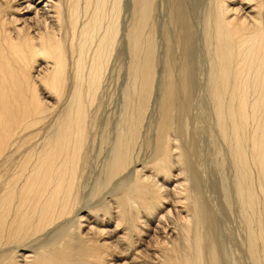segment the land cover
<instances>
[{
  "label": "bare ground",
  "instance_id": "bare-ground-1",
  "mask_svg": "<svg viewBox=\"0 0 264 264\" xmlns=\"http://www.w3.org/2000/svg\"><path fill=\"white\" fill-rule=\"evenodd\" d=\"M134 1L133 21L122 33L121 0H0V264H111L115 257L116 262L125 259L123 264H146V253L138 251L129 261L123 252L139 211L157 212L163 202L177 211L184 246L158 238L157 231L149 259H158L154 264H225L229 254L223 256L222 249L233 240L222 248L231 235L222 237L226 229L220 232L215 215L228 216V210L222 212L227 194H235L247 223L252 257L257 261L260 251L264 264V0H176L178 38L186 51L178 69L165 63L164 51L158 55L155 0ZM201 6L205 10L196 27L191 19ZM121 64L127 78L120 81ZM115 74L120 87L115 88L124 91L125 100L120 117L110 122L109 108L101 107ZM155 89L159 111L153 116ZM176 109L181 116L177 111L174 116ZM211 128L224 143V159L232 162L234 173L233 188L230 180L227 188L210 179L208 198L198 162L208 157L206 150L215 152L205 139ZM149 129L155 131L157 151L144 157L140 150L151 140L145 137ZM169 147L177 169L165 178L173 162ZM104 149L111 150L102 160ZM164 179H174V189ZM92 181L111 192L117 210L108 217L98 204H89L90 209L80 204ZM170 212L158 218L169 219Z\"/></svg>",
  "mask_w": 264,
  "mask_h": 264
},
{
  "label": "rangeland",
  "instance_id": "rangeland-1",
  "mask_svg": "<svg viewBox=\"0 0 264 264\" xmlns=\"http://www.w3.org/2000/svg\"><path fill=\"white\" fill-rule=\"evenodd\" d=\"M121 2H122V6H123V8H122V12H121V15H120V19H119V24H120V31L123 33V28H125V29H127L128 27H129V25L131 24V22L133 21L132 19V16H131V14H132V10H133V7L132 6H134V0H121ZM133 2V3H132ZM204 2V0L202 1V3ZM131 3V5L129 6V4ZM159 5V6H158ZM175 5H176V0H155V4H154V7H155V10L153 11V16H154V19H155V21H156V23H157V29L158 30H156V37H157V40H158V50H159V48H160V50L159 51H157L158 52V55L160 54L159 52H163L162 54H165V56H164V61H165V63L168 65L169 63H170V61H171V63H170V65L171 64H173L174 65V67L173 68H175V69H178V67H179V65H181L180 67H182V61H183V55H184V53H186V51L185 52H183V46L182 45H180V43H179V38H178V36H179V31H178V27H177V24H176V21H175V16H174V8H175ZM36 6V5H35ZM159 7V8H158ZM201 7H203V6H201ZM158 8V9H157ZM198 8H199V6H198ZM205 7H203V8H200V9H202L200 12H199V14H194V12H193V19H191V21H192V24L193 25H195L196 27H197V24L199 23V20H200V13L201 12H203L205 9H204ZM158 11H157V10ZM199 10V9H198ZM159 12V13H158ZM27 15H32V12L31 11H29V12H25ZM158 13V14H157ZM130 15V16H129ZM157 15V16H156ZM156 16V17H155ZM129 17H131V18H129ZM127 20V21H126ZM158 21V22H157ZM127 26V27H126ZM158 31V32H157ZM120 32V37H121V35H122V33ZM121 39H122V37H121ZM160 39V40H159ZM171 39H173V42L171 41ZM176 39V40H175ZM122 42H125V43H123L122 44V47H124V48H126V46H127V41L125 40V39H123L122 40ZM121 41H120V43H122ZM163 43V44H162ZM174 43H176V44H174ZM125 44V45H124ZM170 44H173V45H175V46H172L171 47V49H170V52H169V50L167 51V48L169 47V45ZM180 45V46H179ZM182 47V48H181ZM181 49V50H180ZM167 52H166V51ZM128 51H127V49L126 50H124V55H125V53H126V56H125V58H122L124 61L125 60H127V61H123L124 62V64H125V66H127L126 64V62H130V57H128L129 56V54L127 53ZM168 52H169V54H168ZM182 53H183V55H182ZM166 54H167V56H169V57H167L166 56ZM124 55H123V57H124ZM170 58L171 57V59L173 58V60H170V59H168L167 60V58ZM181 58H183L182 60H181ZM200 61H201V59H200ZM128 62V63H129ZM175 63V64H174ZM160 65H161V63L159 64V67H160ZM170 65H169V67H170ZM125 66H122V64H121V71H120V77H122V76H124V73L126 72V68H125ZM178 66V67H177ZM159 68H157V70H158ZM157 72V71H156ZM201 73H202V67H201V71H200ZM35 73L37 74V72L35 71ZM156 75V78H158V73L157 74H155ZM117 76H119V75H116L115 74V79H114V82H113V85L111 86V88L110 89H107L104 93H103V99H104V106H102L101 108H103V107H107V108H109L108 110L110 111H108L110 114H109V121L111 122V121H113L114 119L116 120V119H118L119 117H120V115H121V109L119 108V106L121 107V105L123 104L122 102H124V100H125V98L123 97V94H122V91L123 90H121V89H118V88H120V87H118V84H116V81H117ZM123 78H127V77H122V78H120L119 80L121 81V79H123ZM158 80H159V78H158ZM115 83V84H114ZM118 87V88H115L116 86ZM157 89V88H156ZM156 89L155 90H153V93L151 94V102H150V104L151 105H153L154 104V106H150V111L149 112H151L152 111V114H153V116H155V115H157L158 114V109H159V107L157 108V106L155 105V99L157 98H155V95L157 94V92L158 91H156ZM119 91V92H118ZM155 91H156V93H155ZM44 92H45V90H44ZM120 92H121V94H120ZM124 92V91H123ZM121 95V96H120ZM156 96H158V94L156 95ZM122 97V98H121ZM51 98V97H50ZM120 100H122L121 102H119ZM107 103V104H106ZM153 107H155V109L153 108ZM118 108V109H117ZM100 111H102V110H100ZM179 112V113H177L178 114V117L179 116H181L180 114H181V112L180 111H178L177 109L174 111V116H177V114L175 113V112ZM154 112V113H153ZM156 113V114H155ZM115 114V115H114ZM99 115H101V114H99ZM208 116V115H207ZM206 116V117H207ZM118 117V118H117ZM112 119V120H111ZM208 121V120H207ZM206 123H208V122H206ZM200 125V124H199ZM211 126V125H210ZM200 127V126H199ZM210 129V128H209ZM150 130L151 129H149V131H146V132H149L148 134H147V136H148V138H147V136H145L146 137V140L148 139V140H150V142H149V146L147 145V146H144L143 147V149L142 150H140V154H141V156H142V154H143V156L145 157L146 155H147V157H148V155H154V153H156V151H157V149H156V146H155V142H154V135H155V131L153 132V130H151V132H150ZM110 131L111 132H113V129H112V127L110 126ZM210 132H206L205 133V139H206V143L208 142V143H210L211 145H214V146H212V147H214V148H211L212 150L213 149H215V152H214V150L212 151V152H210V149H209V152H208V150H206L205 152H207L208 154H204L203 156H208V157H204V159H202V160H199V162H198V164L201 162L202 163V165H201V163H200V170H206V172L204 171H201V174H203L205 177H203V175H201V178H202V180L204 181V183L205 184H207V185H205V187H203V189H206V186H207V188L208 189H206V190H204L205 191V195H206V197H208V198H210L211 196H210V194H211V189L212 188H210L211 186L210 185H208V182H209V180L210 179H219L220 181H221V183H222V185H225L227 188L229 187V184H228V182L229 181H227V180H230V186H232V188H233V185H232V183H233V173H234V169H233V166H231V161L229 160V159H226V158H228L227 156H225V150L223 151V148L225 147V145H224V143H222L221 144V139H219V138H217V137H219L218 136V134L216 133V129H212L211 128V130H209ZM114 133H115V131H114ZM153 133H154V135H153ZM151 134H152V136H151ZM208 134H210L211 136H210V138H211V141H209L210 140V138H209V135ZM151 136V137H150ZM150 137V138H149ZM215 137H216V140H215ZM153 138V139H152ZM183 139H185V138H183ZM181 137H180V141H181V143L182 144H184V140H183ZM218 139V140H217ZM90 140H91V135H89V140H88V145L89 144H91V142H90ZM142 140H145V138L142 136ZM147 140V141H148ZM221 140V141H220ZM151 141L153 142V144L151 143ZM218 141V142H217ZM90 142V143H89ZM214 142H215V144H214ZM219 142H220V144H219ZM151 143V144H150ZM217 143H218V145H217ZM143 144V143H142ZM152 145H154V147L152 146ZM150 146H152V147H150ZM219 146V147H218ZM224 146V147H223ZM202 147H205L204 145H202ZM92 148H96L95 146H92ZM154 148V149H153ZM153 149V150H152ZM226 149V148H225ZM111 149H104V150H102V154H101V158H102V160H103V158H104V156H105V154L106 153H109L108 151H110ZM154 150H155V152H154ZM169 151H171V156L173 157L174 156V158L172 159V157L170 158L169 157V159H171V160H173V162H172V165L174 166V167H176V168H174L172 165L167 169V171H166V174H167V177L166 176H164L165 178H170V175H171V173H174L175 171H176V169H177V166H175L174 164H176V161H174L175 160V155H173L172 154V150H171V148L169 147V149H168ZM217 150V151H216ZM97 152V150H94V152ZM201 151V150H200ZM202 152V151H201ZM221 152H222V154H221ZM213 153H214V155H213ZM219 153H220V155H219ZM95 154V153H94ZM211 155H213V157L211 156ZM209 156L210 157H212L213 159H212V161H214V162H211V158L209 159ZM218 156L219 157H221V159H220V161H221V164H223V168L221 167V164L219 163L220 161L219 160H217L218 159ZM224 157H226L225 159H224ZM203 158V157H202ZM205 159H207V160H205ZM210 160V162H209V160ZM101 160V161H102ZM203 160H204V162H203ZM210 163H212L213 165L215 164L216 166H213V165H210ZM97 164V163H96ZM136 164H138V163H136ZM227 164H230V165H227ZM201 166H203V168L201 167ZM205 166V167H204ZM226 166V167H225ZM207 167V168H206ZM215 170H214V169ZM216 168H217V170H216ZM220 169H221V171H220ZM230 169H232V170H230ZM86 170H87V168H86ZM92 170H94V168H92ZM149 170V171H148ZM175 170V171H174ZM100 171H101V168H100ZM146 173H148V172H150V168H147L146 169ZM171 173H170V172ZM89 172V168H88V170H87V173ZM221 172V173H220ZM176 173V172H175ZM208 173H210V174H208ZM230 173V174H229ZM149 174V173H148ZM228 174V175H227ZM162 175V174H161ZM160 175V176H161ZM207 175V176H206ZM230 175V176H229ZM160 176L158 177V179L160 180ZM209 176H211L210 178H209ZM220 178H219V177ZM252 176H253V178H254V180L255 181H258V173H257V171L256 170H254L253 172H252ZM129 176H127L126 177V179H125V181L127 180V178H128ZM209 178V179H208ZM226 179V180H225ZM208 180V181H207ZM164 181V183L168 186V185H170L171 186V188H173V185H175V183L173 182L174 181V179H164V180H162L161 182H163ZM117 182V180H115L114 181V184ZM192 182V181H191ZM171 183H172V185H171ZM111 186V185H110ZM109 186V187H110ZM175 187V186H174ZM85 189V190H84ZM83 190V192H82V199L80 198V204L82 205V206H88L86 209H90L91 207H89L90 205L89 204H91V206H95V205H97L98 204V206H100V207H98L99 209H104L105 211H107V212H104L105 214H106V217H108L110 214H111V211H114V210H117L116 209V207L114 206V204L112 203V199H111V190L109 191L110 193H108V192H106V190H104V187L103 186H101V185H98L97 184V182L96 181H92V183L91 184H89L86 188H84ZM174 189V188H173ZM87 190H88V192H87ZM207 191H209L208 193H207ZM221 192H222V195L224 196V194H223V190H221ZM106 193V194H105ZM88 194V195H87ZM90 194H91V196H90ZM105 194V195H104ZM110 194V195H109ZM104 195V196H103ZM222 195H221V197H222ZM229 195V196H228ZM233 195H235V194H227V196L225 197V199L227 200H224L223 202H222V204H223V210H222V212H224L225 210H228L227 211V213H228V216H224L223 214L221 215L220 213H219V215H215L216 216V218L217 219H222V220H224V221H220V220H218L220 223V225L223 227V228H220V232H222L221 230H224V229H226V231L224 232H222L221 233V235H222V237L224 238V237H226V235L227 234H229L230 233V237H229V235H227V237H229V238H224V242H221V244H222V248H223V246H224V244H226V243H228V241L229 242H231L232 243V240H233V243L232 244H230L229 243V247L227 246V244L224 246V248H225V250H224V248L222 249V255L223 256H225L226 254H229V255H227V259L225 258V261H226V263L225 264H229V263H231V264H236V263H238V259H239V261L240 260H243V261H240L239 262V264H242L243 262V264H263V262H262V257H261V252L259 251L258 252V256H257V261L256 260H254V257H252L253 255H252V253L250 252V249L248 248V246H247V244H248V232H249V230H248V228H247V223L245 222V221H243L244 219H243V214H241V212H239V209H238V204L237 203H235L236 202V196H233ZM260 195V194H259ZM232 196V197H231ZM83 197H84V199H83ZM104 197V198H103ZM98 198H101V199H99L98 200ZM229 198H235V200L234 199H232V202H230V200L231 199H229ZM86 199V200H85ZM106 199V200H105ZM100 200H101V202H100ZM104 200H105V202H104ZM111 202H110V201ZM84 201H85V203H84ZM96 201H98V202H96ZM228 201L230 202V204L228 203ZM90 202V203H89ZM93 202V203H92ZM106 204V205H104V203ZM108 202V203H107ZM113 205H112V204ZM259 203V202H258ZM256 204V207H257V209H261V203L260 204ZM86 204V205H85ZM93 204V205H92ZM165 204V205H164ZM167 204H169V203H159V205H158V209L159 210H157V212L156 211H145V210H140L139 211V216H138V219H137V221L135 222V227H134V229L132 230V240L131 241H129L128 243H129V246H127V250L126 251H124L123 252V254H124V257L126 258V259H130L129 261H132V260H135L137 257H136V255H137V252L138 251H140V252H142V253H146L144 256H143V258L142 259H144L145 261L146 260H150L149 262H147L146 264H154V263H157L158 262V259H154V258H152V259H149L150 257H149V255H150V253H151V247L153 248L154 246L152 245V244H154V242L151 240V238H155L154 240H156V236L155 235H153V234H155L157 231V233L158 234H156L157 235V237L158 238H160L161 236L164 238V239H169V242L170 241H172V242H174V245L176 246V247H178L180 244L181 245H183L184 246V243H183V241H182V239H181V237H179V225H180V221H178L177 220V218H175V214H177V211H175L176 209H175V207L174 206H172V204H169V205H167ZM229 204V206H227ZM237 204V205H236ZM108 205H110V206H108ZM226 205V206H225ZM236 205V206H235ZM105 206V207H104ZM104 207V208H103ZM111 207H113V208H111ZM167 207V208H166ZM172 207V208H171ZM213 207V206H212ZM227 207V208H226ZM229 207V208H228ZM111 210H110V209ZM214 208V207H213ZM161 209V210H160ZM167 209H170L171 210V214H170V217H169V219H165L164 217H162L161 219L160 218H158L159 216H161L162 215V213H163V211H165V210H167ZM175 209V210H174ZM110 210V211H109ZM214 210H215V208L214 209H212V213L214 212ZM235 210H236V212H235ZM174 211V212H173ZM144 212H146V213H144ZM153 212H154V215H153ZM98 213H99V217L101 216V212H100V210L98 211ZM108 213V214H107ZM183 213V217H185V215H186V213L184 212V211H181V213L180 214H182ZM84 214H86V213H84ZM143 214V215H142ZM148 214V215H147ZM149 214H150V216H151V218H150V216H149ZM241 214V215H240ZM146 215V216H145ZM224 216V217H222L221 218V216ZM187 216V215H186ZM98 217V220L99 221H101L102 219V217L101 218H99ZM219 217V218H218ZM230 217V218H229ZM144 219V220H143ZM156 219V220H155ZM242 219V220H241ZM136 220V219H135ZM148 220H151L150 222L148 221ZM158 220V221H157ZM166 220V221H165ZM155 221V222H154ZM162 221V222H161ZM165 221V222H164ZM230 221H232V222H230ZM140 222V223H139ZM141 222H142V225H141ZM177 222L179 223V224H177ZM238 222V223H237ZM146 223H148V225L149 226H147L146 225ZM151 223V224H150ZM153 223H154V225H153ZM176 225H174V224ZM225 223H227V225H226V227H224L223 225H225ZM244 223V224H243ZM84 224H86V223H84ZM91 224H93V222H91ZM139 224V226H137ZM163 224H166V225H163ZM173 226H172V225ZM233 224V225H232ZM170 225V226H169ZM253 225V228H257V226H256V224H252ZM146 226H147V228L149 227V229H147L146 228ZM162 226V227H161ZM84 227H86V226H84ZM139 227H141L140 228V233L139 232H137V229L139 228ZM175 227V230H176V232H174V230H173V228ZM227 227H228V229H227ZM144 228H146L147 230H144ZM158 228H160V229H162V231H160V229H158ZM168 228V229H167ZM172 228V229H171ZM87 229V228H86ZM141 230H143V231H141ZM155 230V231H154ZM135 231L137 232V233H135ZM147 231H148V233H147ZM167 231L169 232V233H167ZM117 232H119V230H117ZM160 232V233H159ZM241 232V233H240ZM123 231H120L119 232V234H121V235H125V233H123ZM145 233V234H144ZM162 233V235H160ZM238 233V234H237ZM138 234V235H137ZM224 234V235H223ZM232 234H234V235H232ZM137 235V236H136ZM143 235V236H142ZM159 235V236H158ZM178 235V236H177ZM245 235V236H244ZM134 236V237H133ZM155 236V237H154ZM169 236V237H168ZM175 236V237H174ZM177 236V237H176ZM46 237V236H45ZM44 237V238H45ZM140 237V238H139ZM143 237V238H142ZM172 237H173V239H172ZM235 237V238H234ZM114 238H116V237H113V239H108V241L109 240H114ZM141 238H142V240H141ZM134 239H135V241H134ZM140 239V240H139ZM229 239V240H228ZM230 239H231V241H230ZM239 241H237V240ZM244 239V240H243ZM235 240V241H234ZM241 240V241H240ZM175 241H177V242H175ZM245 243H244V242ZM247 241V242H246ZM132 242H133V248H131L130 247V244H132ZM234 243H235V245H234ZM241 243V244H240ZM243 243V244H242ZM247 243V244H246ZM260 243H262V244H264L263 242H260ZM259 243V244H260ZM137 247H136V246ZM238 245H241V246H238ZM244 245L246 246V247H244ZM233 246V248L231 249V247ZM235 246V247H234ZM236 246H237V249H236ZM123 247H126V246H123ZM136 247V248H135ZM129 248V249H128ZM131 248V249H130ZM119 249V248H118ZM227 249H229V250H231V252L229 251V252H227L228 250ZM242 249V250H241ZM244 249H246V250H244ZM234 250L236 251V253H237V255H239V257L238 256H236L235 254H234ZM248 250V251H247ZM242 251H244V252H246V254H245V256L243 255L244 253L242 252ZM131 252H133V253H131ZM233 252V253H232ZM241 252V253H240ZM128 253V254H127ZM247 253H248V255H247ZM231 254V255H230ZM112 255H113V253H112ZM112 255H109L107 258L108 259H111V256ZM135 256V258H134V256ZM148 255V256H147ZM220 255V254H219ZM221 255V256H222ZM246 255L249 257V259H250V261L248 260V258L246 257ZM131 256V257H130ZM232 256H234V258L232 257ZM128 257V258H127ZM230 257H231V260H230ZM237 257H238V259H237ZM242 257V258H241ZM244 257V258H243ZM261 257V258H260ZM236 258V259H235ZM247 258V259H246ZM113 259V258H112ZM235 259V260H234ZM244 259H245V261H244ZM116 257L112 260V263H114V262H116ZM121 260V259H120ZM125 260V259H124ZM124 260H122V261H118V262H116L115 264H123L122 262H124ZM209 261L210 260V257H209V255H206L205 254V256H204V261ZM228 260V261H227ZM137 261V260H136ZM153 261V262H152ZM236 261V262H235ZM249 261V262H248ZM252 261V262H251ZM261 261V262H260ZM242 262V263H241ZM254 262V263H253ZM111 263V264H112ZM131 262H129V263H127V264H130Z\"/></svg>",
  "mask_w": 264,
  "mask_h": 264
}]
</instances>
